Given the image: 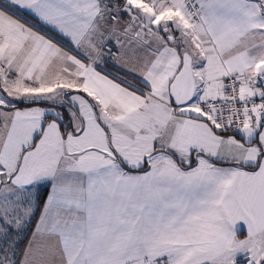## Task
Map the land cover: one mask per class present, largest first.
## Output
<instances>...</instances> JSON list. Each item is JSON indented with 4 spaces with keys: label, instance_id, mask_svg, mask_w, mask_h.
Here are the masks:
<instances>
[{
    "label": "snow or ice",
    "instance_id": "1",
    "mask_svg": "<svg viewBox=\"0 0 264 264\" xmlns=\"http://www.w3.org/2000/svg\"><path fill=\"white\" fill-rule=\"evenodd\" d=\"M0 264H264V0H0Z\"/></svg>",
    "mask_w": 264,
    "mask_h": 264
}]
</instances>
